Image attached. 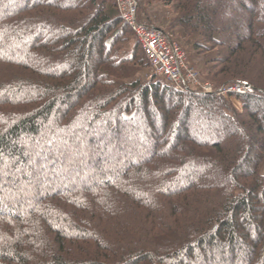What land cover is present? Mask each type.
I'll return each instance as SVG.
<instances>
[{"label":"trees","instance_id":"trees-1","mask_svg":"<svg viewBox=\"0 0 264 264\" xmlns=\"http://www.w3.org/2000/svg\"><path fill=\"white\" fill-rule=\"evenodd\" d=\"M139 1L258 93L134 78L115 0H0V264H264V0Z\"/></svg>","mask_w":264,"mask_h":264},{"label":"built area","instance_id":"built-area-1","mask_svg":"<svg viewBox=\"0 0 264 264\" xmlns=\"http://www.w3.org/2000/svg\"><path fill=\"white\" fill-rule=\"evenodd\" d=\"M119 16L131 29L140 43L154 75L179 91H194L200 94L215 92L211 85L203 86L197 73L188 68L186 53L172 40L170 35L150 24L145 18L138 17L137 0H115ZM252 91L249 84L237 82L222 94H247ZM217 94H219L217 92Z\"/></svg>","mask_w":264,"mask_h":264},{"label":"rangeland","instance_id":"rangeland-1","mask_svg":"<svg viewBox=\"0 0 264 264\" xmlns=\"http://www.w3.org/2000/svg\"><path fill=\"white\" fill-rule=\"evenodd\" d=\"M137 2H138L139 7H140V12L138 14V17H142L143 15H147L148 17L153 16V18L155 19V21H154L155 24L157 26H159L160 28H162L164 31H166L170 35V37H172V40L175 41L176 43H178V45H180L182 47L183 51L186 53V57H187L186 63H187L188 68L189 67L192 68V70H194L197 73V75H198L197 77L203 86L211 85V89L215 90V92L210 93V94H215L217 96H221L223 98L229 99L232 102V104L237 109L240 110L242 108V103L239 99H237V98H235V96H233L235 94L228 93V92L226 94H222L225 89H227L228 87H231L232 85H235V83H237V82L236 81H228V82H224L221 84H216L214 81L208 80L201 75V73L199 71L201 68V63H202L203 57L196 55L197 53L194 52L192 43L188 40V38L186 37V35L182 31V29H179L178 27H174V28L168 27L169 18L171 16V14L167 10V8L161 4H157V5L149 7L146 10V12H144L145 14H143L142 13V10H143L142 5L143 4H141V2L139 0H137ZM213 3L214 2H212V4ZM227 6L230 7L231 4L228 3ZM148 13H150V15ZM133 69L135 70L134 78L139 77L142 80H148L152 77H155L156 79H160L161 81L165 82L162 78L153 74L150 66L149 67L147 66L145 68L133 67ZM243 83L249 84L247 82H243ZM250 86L252 87V85H250ZM194 92L199 93L196 90H194ZM217 92L219 94H217ZM250 93H253L255 95L258 93V91L253 90V87H252V91ZM197 114L198 113L193 112V114L191 115V119H190L191 125H194L197 122L196 118H199V122L201 121L203 116L202 115L197 116ZM135 122H136L137 126L142 124V122L140 121V113L135 116Z\"/></svg>","mask_w":264,"mask_h":264},{"label":"crops","instance_id":"crops-1","mask_svg":"<svg viewBox=\"0 0 264 264\" xmlns=\"http://www.w3.org/2000/svg\"><path fill=\"white\" fill-rule=\"evenodd\" d=\"M154 11V10H153ZM149 15H150V13H148ZM147 16V15H146ZM148 17V16H147ZM149 18V20H150V24H152V25H155V26H157L156 24H155V19L153 18V16H150V17H148ZM157 27H159V26H157ZM160 28V27H159Z\"/></svg>","mask_w":264,"mask_h":264}]
</instances>
